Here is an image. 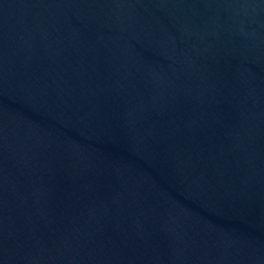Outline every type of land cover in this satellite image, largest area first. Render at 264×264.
<instances>
[{
    "label": "water",
    "instance_id": "95a60500",
    "mask_svg": "<svg viewBox=\"0 0 264 264\" xmlns=\"http://www.w3.org/2000/svg\"><path fill=\"white\" fill-rule=\"evenodd\" d=\"M0 131L114 264H264V0H0Z\"/></svg>",
    "mask_w": 264,
    "mask_h": 264
}]
</instances>
